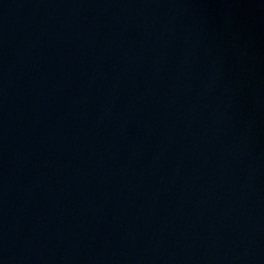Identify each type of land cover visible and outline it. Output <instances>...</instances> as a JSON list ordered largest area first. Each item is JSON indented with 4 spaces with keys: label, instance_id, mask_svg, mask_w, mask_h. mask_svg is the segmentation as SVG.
<instances>
[{
    "label": "water",
    "instance_id": "obj_1",
    "mask_svg": "<svg viewBox=\"0 0 264 264\" xmlns=\"http://www.w3.org/2000/svg\"><path fill=\"white\" fill-rule=\"evenodd\" d=\"M0 264H264V0H0Z\"/></svg>",
    "mask_w": 264,
    "mask_h": 264
}]
</instances>
